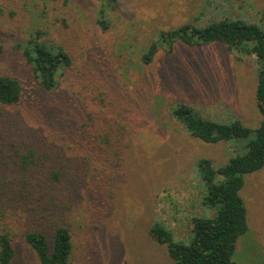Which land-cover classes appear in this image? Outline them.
Masks as SVG:
<instances>
[{
	"label": "rangeland",
	"instance_id": "obj_1",
	"mask_svg": "<svg viewBox=\"0 0 264 264\" xmlns=\"http://www.w3.org/2000/svg\"><path fill=\"white\" fill-rule=\"evenodd\" d=\"M96 6V0H0V74L18 78L23 86L21 103L4 107L0 116V232L12 239V264H36L20 235L31 226H40L31 211L17 213V170L28 149L37 148L39 136L47 138L48 144L35 157L38 165L41 162L39 171L33 173L36 177L47 173L44 166L56 168L52 156L60 154L59 135L66 137L65 148L71 147L64 148L63 158L74 154L75 138L84 134L79 127L85 111L92 116L98 113L102 155L112 152V139L124 148L129 146L116 183L115 176L108 180L111 169L106 170V187L110 182L109 193L114 195L109 211L88 212L87 205L92 204L84 198L70 203L74 208L66 214L72 237L68 264H172L165 247L148 236V228L162 223L176 242L188 243L183 225L199 212L209 214L199 209L198 199L206 188L197 174V160L208 159L218 169L242 154L247 142L196 140L172 119L173 106H193L203 119L223 125L238 120L256 129L261 121L254 96L261 64L253 54L240 55V59L221 43L188 47L180 41L172 43L171 52L166 53L170 44L161 33L182 25L203 29L224 20H241L264 29V0H116L112 27L105 33L94 25ZM36 29L52 44L63 41L78 64L86 53L88 57L92 53L93 59L106 55L109 61L101 63L95 81L86 75L89 84L79 83L89 95L99 93L98 107L88 101L84 109L80 100L70 104L74 108L68 118L62 117L61 108H69L66 97L59 101V96L47 95L32 81L13 45ZM152 43L157 53L150 64H144L141 57ZM63 83L65 90L73 89L70 81ZM53 123L61 128L54 129ZM111 130L119 137H111ZM83 139L89 141V135ZM86 148L76 153H90ZM100 162L97 159V170ZM78 164L88 174L95 170L81 159ZM92 176L81 173L75 182L65 176L63 183L68 189L75 187V198L84 195L86 181L98 173ZM243 180L240 195L247 208L248 231L240 237L233 259L238 264H264V166ZM46 232L50 239L51 233Z\"/></svg>",
	"mask_w": 264,
	"mask_h": 264
},
{
	"label": "trees",
	"instance_id": "obj_2",
	"mask_svg": "<svg viewBox=\"0 0 264 264\" xmlns=\"http://www.w3.org/2000/svg\"><path fill=\"white\" fill-rule=\"evenodd\" d=\"M96 2L94 25L100 33H105L112 27L111 13L116 12V0H96ZM44 34L43 31L36 29L24 41L17 40L13 45L21 63L28 69L32 81L47 95L55 96V99L59 96V101H64L66 97L64 102L69 108L68 110L61 108L60 116L62 117L68 118L74 108V106L70 108V104L80 100L85 105L84 109L88 101H95L98 107L99 93L95 97L92 94L89 95L83 87L81 88V85L79 87V83L85 79L86 75L89 81H95L101 63L107 60L106 55L100 54L98 58L93 59L92 53L90 57L86 53L78 64L69 46H65L63 41L56 45L52 44L43 39ZM161 38L169 41L170 46L166 53L171 52V45L175 41H180L188 47L221 43L228 51L239 54L238 58L241 59L240 55L253 54L261 64L256 76L254 94L256 106L261 115L260 124L256 129H249L238 120L230 125L205 120L197 114L195 107L187 104L178 103L173 106L172 119L196 140L205 144H217L232 139L247 140V142L242 154L230 158L218 169H213L208 159L197 160V174L206 188L205 193L198 199L199 209L209 210V214L199 212L183 225V231L188 233V243L176 242L172 232L162 223H154L147 231L152 240L165 247L172 264H238L233 256L240 237L248 231L247 208L240 195L244 185L243 177L264 166V29L254 24H245L241 20H224L203 29L182 25L174 30L162 32ZM157 50V45L152 43L141 57L142 62L150 64ZM69 81V85L72 84L74 90L62 88V84H65L63 82ZM84 82L89 84L85 80ZM22 96L23 86L20 80L11 75L0 74V116L4 107L19 105ZM45 109L49 115L53 116L49 108ZM97 117L98 113L94 112L92 116L85 111V120L79 127L84 134L79 133L75 138L76 146L72 149L74 152L72 156L63 158L66 154L64 150L67 146V143H64L66 137L58 136L59 143L56 144L60 154L57 152L54 157L52 156V159L57 161L55 169L44 166L46 174L39 177L33 174L37 173L38 166H41V162L39 165L36 163L35 157L39 156L42 147L48 144L47 138L43 136L37 139V148L28 149L26 155L22 157V163L18 166L17 213L31 211L40 226V228L31 226L30 229H25L21 232L20 239L33 252L36 264H68L72 253V237L66 214L73 210L74 206L70 203L74 200L84 198L90 202L91 206L86 205L88 212L91 210L93 214L96 210L101 214L109 211L114 195L109 193L112 186L110 182L109 188L106 187V170L108 167L111 169L113 174L108 180L111 181L115 176L116 183L117 170L122 164L123 153L129 146L124 148L119 141L112 139L111 142H114L111 147L112 152L108 151L102 155L100 149L103 143L99 139L101 131ZM53 128L57 129L61 126L53 123ZM85 135H89V141L83 139ZM119 135L120 133L116 130L110 132L111 137L117 138ZM82 147L90 153L84 156H81L79 152L76 153ZM70 149L71 147L66 150ZM92 151L95 152L94 155ZM80 159L86 162L88 168L91 166L90 169L95 170H91L89 174L86 173V169L79 167ZM97 159L102 164L100 170H97L95 166ZM67 170H69L68 173H66ZM95 172L98 173V178L86 181L88 177L91 179ZM81 173L87 177L83 178L86 181L83 187L86 192L83 196L76 195L73 198L75 187L66 188L63 179L68 176L75 182ZM35 201L37 206L33 207ZM47 230L51 233L50 239L46 235ZM14 255L11 237L7 232H0V264H12Z\"/></svg>",
	"mask_w": 264,
	"mask_h": 264
}]
</instances>
